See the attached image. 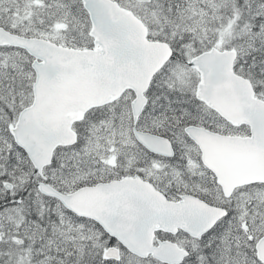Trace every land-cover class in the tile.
<instances>
[{
  "label": "snow or ice",
  "instance_id": "1",
  "mask_svg": "<svg viewBox=\"0 0 264 264\" xmlns=\"http://www.w3.org/2000/svg\"><path fill=\"white\" fill-rule=\"evenodd\" d=\"M0 264H264V0H0Z\"/></svg>",
  "mask_w": 264,
  "mask_h": 264
}]
</instances>
